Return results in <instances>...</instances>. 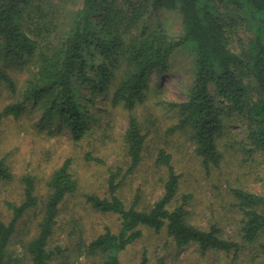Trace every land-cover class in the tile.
Wrapping results in <instances>:
<instances>
[{
  "label": "trees",
  "instance_id": "16d2710c",
  "mask_svg": "<svg viewBox=\"0 0 264 264\" xmlns=\"http://www.w3.org/2000/svg\"><path fill=\"white\" fill-rule=\"evenodd\" d=\"M160 9L177 12L181 34L156 21L153 11ZM179 48L191 50L194 77L174 129L190 131L196 153L210 168L223 159L225 119L236 116L246 131L245 150L264 156V0H0V83L13 97L0 111V125L31 106L42 116L41 127L54 133L58 121L80 140L103 116L97 100L109 97L129 110L124 141L130 173L142 161L147 137L133 113L136 100L144 98L153 74L170 72ZM8 62L31 66L22 86L6 69ZM157 164L167 174L161 196L148 208L137 201L127 206L117 196L120 169L110 173L109 197L86 195L95 209L118 214L121 224L119 232L107 228L81 245L94 257L90 264H120V253L141 236L142 226L165 228L179 248L195 243L202 253L223 251L233 261L247 248L264 256V193L232 190L242 219L240 240H231L216 225L205 229L189 221L187 195L176 202L180 175L171 154L161 149ZM13 177L11 164L0 158V180ZM20 181L22 200L7 202L9 220L0 215V264H52L50 239L60 205L77 190L78 179L69 161L53 172L37 234L22 240V253L15 254L10 247L19 223L40 203L35 178L25 174ZM141 264H147L145 254Z\"/></svg>",
  "mask_w": 264,
  "mask_h": 264
},
{
  "label": "rangeland",
  "instance_id": "374dc122",
  "mask_svg": "<svg viewBox=\"0 0 264 264\" xmlns=\"http://www.w3.org/2000/svg\"><path fill=\"white\" fill-rule=\"evenodd\" d=\"M153 15L171 34L182 33L175 10H155ZM25 22H29L28 18ZM5 67L20 87L28 78L31 66L8 62ZM193 77V54L188 48L175 50L170 72L152 75L144 98L136 100L133 109L147 137L142 161L130 173L124 141L129 110L123 103L115 106L109 97H100L97 111L103 116L80 140L72 136L69 126L59 128L58 121L52 126L56 129L54 133L41 127L42 116L38 111H31V106L19 118L4 117L0 125V158L11 164L14 177L9 181L0 180V215L9 220L11 211L7 202L22 200V175L31 174L35 178L40 201L20 221L10 251L21 254V241L37 234L41 211L50 192L48 181L57 168L69 161L78 179V188L60 205L58 222L50 239L55 251L52 264H90L94 257L82 252L81 245L107 228L119 232L121 224L118 214L95 209L86 195L109 197L110 173L120 169L122 182L117 196L127 206L136 201L142 209L152 206L163 192L167 174V169L157 164L161 149L171 154L172 164L180 175L176 202L187 195L185 208L189 221L205 229L216 225L224 237L239 241L242 213L232 190L238 187L264 193V156L256 150H245L249 147L245 128L239 118L229 116L219 143L223 159L217 166L205 167L195 151L190 131L174 129L181 118L179 105L187 100ZM11 101L9 90L0 83V111ZM144 254L147 264H264V256L255 249H245L233 261L223 251L202 253L195 243L179 248L165 228L157 232L147 226H142L141 236L120 253V264H141Z\"/></svg>",
  "mask_w": 264,
  "mask_h": 264
}]
</instances>
